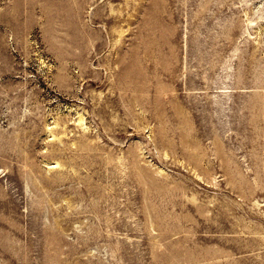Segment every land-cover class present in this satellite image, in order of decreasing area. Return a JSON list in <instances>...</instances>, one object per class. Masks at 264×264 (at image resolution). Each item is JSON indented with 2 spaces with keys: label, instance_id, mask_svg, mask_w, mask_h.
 Here are the masks:
<instances>
[{
  "label": "rangeland",
  "instance_id": "374dc122",
  "mask_svg": "<svg viewBox=\"0 0 264 264\" xmlns=\"http://www.w3.org/2000/svg\"><path fill=\"white\" fill-rule=\"evenodd\" d=\"M0 264H264V0H0Z\"/></svg>",
  "mask_w": 264,
  "mask_h": 264
}]
</instances>
